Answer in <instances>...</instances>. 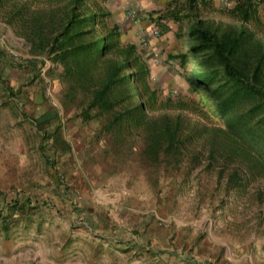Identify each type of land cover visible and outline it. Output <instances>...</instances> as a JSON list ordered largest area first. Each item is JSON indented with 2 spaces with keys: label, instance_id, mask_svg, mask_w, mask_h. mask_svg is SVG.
I'll return each instance as SVG.
<instances>
[{
  "label": "rangeland",
  "instance_id": "rangeland-1",
  "mask_svg": "<svg viewBox=\"0 0 264 264\" xmlns=\"http://www.w3.org/2000/svg\"><path fill=\"white\" fill-rule=\"evenodd\" d=\"M237 1L177 0L171 13L138 19L133 9L111 21L137 44L163 96L200 101L189 81L209 57L189 50L193 21L238 24L229 13ZM253 2L263 37L264 0ZM9 5H0V264H264V140L257 168L235 184V165L194 166L195 146L178 163L152 161L147 129L106 125L90 94L20 35ZM201 103L221 124L212 101Z\"/></svg>",
  "mask_w": 264,
  "mask_h": 264
},
{
  "label": "trees",
  "instance_id": "trees-1",
  "mask_svg": "<svg viewBox=\"0 0 264 264\" xmlns=\"http://www.w3.org/2000/svg\"><path fill=\"white\" fill-rule=\"evenodd\" d=\"M7 2L10 21L18 18L25 25L20 35L31 38L32 48L42 44L41 51L63 67L61 78L68 76L72 86L90 94L88 106L98 109L106 125L147 129L152 161L171 155L178 163L195 146L194 166L235 165L228 179L234 184L246 167L257 168L256 147L264 140V35L258 36L262 21L253 0H238L229 10L238 24L221 28L199 16L193 21L190 35L198 43L189 50L209 57V69L189 81L200 101L162 95L137 44L122 40L105 0H48L45 9L29 0L20 5L0 0V5ZM202 100L212 101L221 124L200 107Z\"/></svg>",
  "mask_w": 264,
  "mask_h": 264
},
{
  "label": "crops",
  "instance_id": "crops-1",
  "mask_svg": "<svg viewBox=\"0 0 264 264\" xmlns=\"http://www.w3.org/2000/svg\"><path fill=\"white\" fill-rule=\"evenodd\" d=\"M47 1L48 0H40L39 2L40 4H43ZM111 1L120 2L119 6L116 4H111L110 6L108 5L111 14L114 13V15L123 17L125 14H127L128 16L135 13V15L133 16L138 19L140 18L145 19L147 17V14H150L152 15V17H154V15H158L165 10L168 13H171L172 10H174L177 2V0H111ZM128 5H129V9H127ZM133 9H135V12H133ZM130 10H132L133 13L130 12ZM126 22L128 24V27L129 24L133 25L131 28L136 26V24H134L136 23L134 19L131 20L126 19ZM123 190H125L124 197L130 194L129 193L130 190L126 189L125 187Z\"/></svg>",
  "mask_w": 264,
  "mask_h": 264
}]
</instances>
